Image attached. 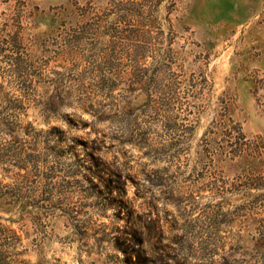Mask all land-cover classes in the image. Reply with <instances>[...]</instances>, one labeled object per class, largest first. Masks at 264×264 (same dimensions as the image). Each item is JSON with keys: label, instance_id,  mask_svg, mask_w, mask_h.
<instances>
[{"label": "rangeland", "instance_id": "obj_1", "mask_svg": "<svg viewBox=\"0 0 264 264\" xmlns=\"http://www.w3.org/2000/svg\"><path fill=\"white\" fill-rule=\"evenodd\" d=\"M125 250L264 264V0H0V264Z\"/></svg>", "mask_w": 264, "mask_h": 264}, {"label": "trees", "instance_id": "obj_2", "mask_svg": "<svg viewBox=\"0 0 264 264\" xmlns=\"http://www.w3.org/2000/svg\"><path fill=\"white\" fill-rule=\"evenodd\" d=\"M60 143L62 142V140H60L59 141ZM113 183V182H112ZM111 186V185H110ZM109 186V187H110ZM117 187H110L109 189H110V191L108 192V195L105 197L106 198V200H109V201H114V199H113V191L116 189ZM120 213H123V208L120 210ZM136 245L138 244V245H140V244H142L143 242H144V239H137L136 238V240L135 241H133ZM124 254L127 256V259H128V262H130V264H132V253H128V250H125L124 251ZM152 264H165V261L162 259V257L161 256H159L157 259H155V260H153L152 261Z\"/></svg>", "mask_w": 264, "mask_h": 264}]
</instances>
